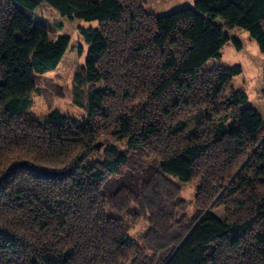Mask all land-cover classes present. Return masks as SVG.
<instances>
[{
  "label": "trees",
  "instance_id": "1",
  "mask_svg": "<svg viewBox=\"0 0 264 264\" xmlns=\"http://www.w3.org/2000/svg\"><path fill=\"white\" fill-rule=\"evenodd\" d=\"M42 3L98 23L79 29L88 50L73 88L83 122L55 109L44 119L26 112L38 75L54 69L69 45L34 18ZM233 27L264 53V0H195L159 16L136 0H0V264H122L128 253L132 264H264V119L242 88H232L239 65L203 69L229 42L223 29ZM131 34L137 44H128ZM134 67L149 99H163L159 118L150 111L111 117L116 90L134 79ZM100 121L112 124L104 131ZM108 134L127 150L105 146L92 161ZM151 149L156 170H129L128 152ZM196 176L208 205L177 225L160 219L165 196L178 193L170 178ZM130 203L137 216L151 215L143 247L105 212L123 214ZM219 207L223 218L211 212Z\"/></svg>",
  "mask_w": 264,
  "mask_h": 264
},
{
  "label": "rangeland",
  "instance_id": "2",
  "mask_svg": "<svg viewBox=\"0 0 264 264\" xmlns=\"http://www.w3.org/2000/svg\"><path fill=\"white\" fill-rule=\"evenodd\" d=\"M194 2L195 0H136V3L143 12L156 16L168 14L185 7H193ZM33 16L36 19L44 20L51 27V38L54 39L61 35L68 36L69 45L61 61L54 69H50L38 75V91L32 94L26 112L39 117V119H44L51 110L55 109L72 119L83 122L86 112L83 106L75 103V91L73 88L74 75L80 67L84 66L88 50V43L83 39L79 29L81 27L98 28V23L96 21L76 18L68 19L60 16L54 9L45 3H42L33 12ZM223 33L230 38L229 42L221 49L220 56L208 60L203 65V69H210L213 67L225 68L239 65L241 67V72L232 78V88H242L247 94L248 101L253 104L262 119H264V97L261 96V89L264 88V53L260 51L257 43L249 38L248 33L244 29L233 27L231 29H223ZM113 37H115V35H113ZM139 38V35L131 34L129 36V41L127 38L126 40L128 44L131 43L132 45L134 43L137 44ZM232 38L239 41L241 45L239 49L236 48L235 44L232 42ZM120 55L123 58L124 51L121 52ZM130 60L134 66L139 62L134 56H132ZM120 68L122 71L123 63L120 65ZM148 68L154 71L150 63ZM127 69L128 68L124 67L125 71ZM135 69H137V67L132 68V72L135 73L134 79L130 84L125 86L126 80L121 81L124 83V86H119L116 90L117 99L109 106L111 117L118 111H126L129 114L136 115V117H139L140 113L143 111H150L153 117L159 118V113H162L160 107L163 104V99L156 100L155 103L149 99L148 88H146L148 82L142 83L141 80L137 79L140 73ZM151 70L148 72L149 76H152ZM122 74L119 75L121 76ZM124 90H127V97L123 95ZM82 103L84 104V101H82ZM192 111V114H194L196 108ZM180 118H188L186 123L189 128L195 125L194 118H191V115L189 116L187 113L181 114ZM111 124V122H99V125L103 127L104 131L105 128ZM99 142L102 143V146L92 155V161L99 158L105 146H114L122 152L127 150L125 140L114 138L109 134L101 137ZM133 152H128V155H131L129 170L137 168V171L146 173H151L156 170L158 163V156L154 155L156 150L151 149L150 153H147V155H140ZM170 181L177 188L178 193L171 197L165 196L162 212H160V219L163 218L169 221L174 220L171 223L177 225L178 220H188L192 218L198 209L208 205V198L201 194L202 183L198 176L188 183H182L173 178H170ZM229 182L230 181L225 182L221 189L218 186L213 187L211 189V195L218 197L222 190L229 186ZM127 211L128 212L119 214L109 210L108 207L105 208L107 215L120 218L124 222L128 235L136 241L140 247H143V236L151 230V215L147 212L145 215L137 216L132 203L127 206ZM211 212L218 218H223L224 207L212 209ZM132 262V253H128L127 262L122 264H132Z\"/></svg>",
  "mask_w": 264,
  "mask_h": 264
},
{
  "label": "water",
  "instance_id": "3",
  "mask_svg": "<svg viewBox=\"0 0 264 264\" xmlns=\"http://www.w3.org/2000/svg\"><path fill=\"white\" fill-rule=\"evenodd\" d=\"M100 145H101V142H97V143L95 144V147H96V148H99Z\"/></svg>",
  "mask_w": 264,
  "mask_h": 264
}]
</instances>
